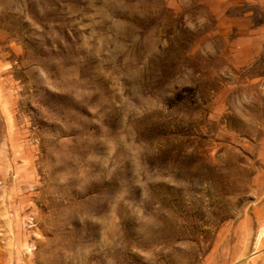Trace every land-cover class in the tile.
I'll return each mask as SVG.
<instances>
[{"label": "rangeland", "instance_id": "374dc122", "mask_svg": "<svg viewBox=\"0 0 264 264\" xmlns=\"http://www.w3.org/2000/svg\"><path fill=\"white\" fill-rule=\"evenodd\" d=\"M0 264H264V0H0Z\"/></svg>", "mask_w": 264, "mask_h": 264}]
</instances>
